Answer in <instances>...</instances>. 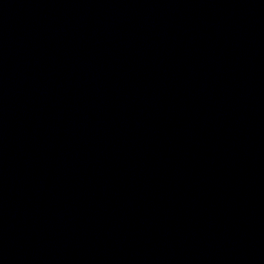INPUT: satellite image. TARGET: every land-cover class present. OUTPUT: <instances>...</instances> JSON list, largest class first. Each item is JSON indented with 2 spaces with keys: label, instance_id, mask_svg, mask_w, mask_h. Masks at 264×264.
Listing matches in <instances>:
<instances>
[{
  "label": "water",
  "instance_id": "obj_1",
  "mask_svg": "<svg viewBox=\"0 0 264 264\" xmlns=\"http://www.w3.org/2000/svg\"><path fill=\"white\" fill-rule=\"evenodd\" d=\"M0 264H264V0H0Z\"/></svg>",
  "mask_w": 264,
  "mask_h": 264
}]
</instances>
